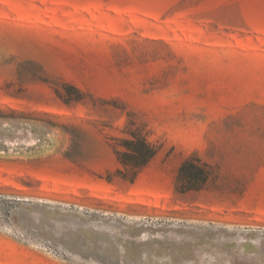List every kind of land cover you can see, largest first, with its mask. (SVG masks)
Instances as JSON below:
<instances>
[{
	"label": "rangeland",
	"instance_id": "1",
	"mask_svg": "<svg viewBox=\"0 0 264 264\" xmlns=\"http://www.w3.org/2000/svg\"><path fill=\"white\" fill-rule=\"evenodd\" d=\"M0 264H264V0H0Z\"/></svg>",
	"mask_w": 264,
	"mask_h": 264
},
{
	"label": "trees",
	"instance_id": "2",
	"mask_svg": "<svg viewBox=\"0 0 264 264\" xmlns=\"http://www.w3.org/2000/svg\"><path fill=\"white\" fill-rule=\"evenodd\" d=\"M55 96L65 105L79 103L87 97L78 88L62 83L53 88ZM134 116L133 112L127 114ZM124 136L109 138L110 147L119 167L114 175L132 183L136 176L155 158L158 147L151 142L141 126L129 123L122 132ZM215 167L203 160L198 153L188 156L179 166L175 180L174 192L184 195L203 190L214 175Z\"/></svg>",
	"mask_w": 264,
	"mask_h": 264
}]
</instances>
